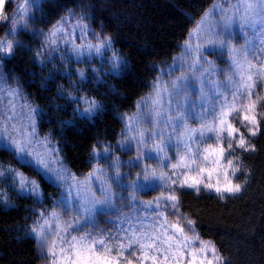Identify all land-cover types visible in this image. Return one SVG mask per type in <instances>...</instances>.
Listing matches in <instances>:
<instances>
[{"label": "snow or ice", "instance_id": "snow-or-ice-1", "mask_svg": "<svg viewBox=\"0 0 264 264\" xmlns=\"http://www.w3.org/2000/svg\"><path fill=\"white\" fill-rule=\"evenodd\" d=\"M10 2L0 0V21L12 25L8 35L13 37L0 38V59L11 57L16 48L25 47L15 39V35L17 31H28L26 23L18 27L17 20L7 15L5 4ZM20 8L27 14L23 5ZM236 12L240 14L230 13L218 5L206 12L185 41L183 56L189 59L176 58L172 66L174 71L187 64V71H182L175 80L168 82L157 79L153 92L138 101L137 112L120 117L125 122V130L122 145L118 142L117 147L123 146L130 151L135 141L137 155L128 161L127 166L140 171L134 178H130V173L121 174L122 162L117 157L109 165L115 170L112 176L100 182L99 197L90 185L93 178L99 179L98 173L103 175V170L94 169L84 180H78L69 173L59 157V150L50 146L49 138L37 135L36 116L41 114L39 110L25 103L17 112L15 99H10L7 108L0 110V152L11 153L22 167L33 168L57 186L68 184V195H62L58 206L64 209V214L75 209L83 218L81 226L80 219L62 220L61 213L57 211L39 213L40 219L34 223L30 235L37 239L41 249H46L45 258L51 257L52 264H168L173 259L179 264L185 256L190 257L187 264H229L211 241H200L197 250L188 251L193 242L188 233H195L196 221L180 211L178 193L185 188L199 193L203 187L213 190L219 199L224 200L241 193L244 188L243 184L234 182L238 179L236 174L243 170L237 151L242 155L256 150L251 138L261 131V121L264 120V113L258 111V107H264V95L256 92L257 86L264 83V0H245ZM69 15L76 16V13L70 12ZM211 16H219L220 19L215 27L205 30L204 24ZM86 19L90 17L86 13L81 14L75 25L80 29L81 37L89 30V25L83 22ZM67 23L64 18L49 31L45 39L48 47L57 45L58 39L68 35L64 27ZM216 27L219 31L215 30ZM235 28L240 29L241 34L252 29V35L255 37L260 33L261 38L251 41L245 38L244 46L237 48L228 42L231 30ZM91 35L95 43L88 41L77 45L74 39L64 40L65 44H71L68 55L72 57L74 54L77 62H91L93 58H99L108 65L106 75L116 78L125 75L129 62L114 50L113 38L104 33L92 32ZM193 37L197 38L195 44ZM205 44L213 46L211 51L227 49V72L217 69L213 62L204 58L201 49ZM52 50L57 51L58 45ZM109 52L111 55L106 56ZM35 55L40 57L42 53ZM38 62L44 63L43 59ZM103 67L102 63L99 69L91 71L95 74ZM75 74L81 82L86 79L84 71ZM218 74L224 79H213ZM97 81L100 82L99 77ZM197 81L201 85L198 105L195 101L189 102L187 95L188 89L194 87ZM4 82L5 77L0 72V92ZM7 91L13 98L20 95L18 89L9 88ZM111 91L116 93L117 89L112 88ZM60 95L67 93L61 91ZM70 99L81 101L84 107L75 108L71 119L60 122L62 126L74 127L77 118L91 121L103 111L102 105L94 98L70 96ZM189 121L197 122L198 126L192 127ZM237 121L239 127L236 126ZM145 124L148 127L142 126ZM242 128L244 131H241ZM209 140L214 143L207 144ZM174 149L179 154L176 162L172 163L173 157L168 153ZM111 152L112 145H100L99 148L94 145L92 148V156L97 160L110 161ZM145 160L155 161L156 167L150 164L141 166ZM205 174L209 181L215 174V183L207 182ZM69 177L71 184L68 183ZM0 178L10 180L21 193L40 195V186L35 180L12 167L5 170L3 163H0ZM112 183L129 193L127 198L133 203V214L120 220L115 235L111 232L105 234L106 230H101L98 235L85 232L84 227L95 226L97 214L111 215L116 212V193L111 190ZM73 188L77 189V196L70 199ZM81 189L86 193L83 197L80 196ZM157 189L161 190L160 194L152 200L141 201L136 195ZM2 195L0 193V197ZM137 204L140 208H136ZM140 211L148 214L141 217ZM169 217H175V220L170 221ZM144 221H148V225ZM53 225L55 238L49 239ZM73 231L83 234L72 235ZM195 240H200L198 235Z\"/></svg>", "mask_w": 264, "mask_h": 264}, {"label": "trees", "instance_id": "trees-1", "mask_svg": "<svg viewBox=\"0 0 264 264\" xmlns=\"http://www.w3.org/2000/svg\"><path fill=\"white\" fill-rule=\"evenodd\" d=\"M212 1L40 0L29 13L28 31L15 35L25 47L2 59L3 70L38 108V133L56 143L74 174L91 169L94 145L118 139L123 128L120 117L135 109L137 100L150 90L155 67L168 62L179 50L191 26ZM14 2L7 3V14ZM80 2L93 14V27L113 38L114 50L130 67L119 78L104 75L95 85L92 80L84 82L82 90L96 99L103 111L91 121L77 118L74 127H66L60 122L71 119L74 111L73 102L60 95L61 84L67 87L66 77L40 64L35 54L41 50L47 31ZM4 24L0 21V38L6 30ZM251 142L256 147L254 152L241 155L237 151L243 167L237 175V180H244L241 193L224 200L186 189L178 193L180 211L196 221L195 233L215 244L229 264H264V120ZM0 162L37 179L46 197L43 204L58 196L56 187L33 168L22 167L11 153L0 152ZM12 200L9 207L0 203V264H40L35 241L27 230L33 209L41 205L30 195L16 194Z\"/></svg>", "mask_w": 264, "mask_h": 264}, {"label": "rangeland", "instance_id": "rangeland-1", "mask_svg": "<svg viewBox=\"0 0 264 264\" xmlns=\"http://www.w3.org/2000/svg\"><path fill=\"white\" fill-rule=\"evenodd\" d=\"M40 2V0H15L14 5L11 7L10 11L8 12V16L12 19L17 20V26L19 27L20 25H23L27 22V17L29 16V13L37 6V4ZM245 2V0H213L211 2V4L207 7V9L204 11V13L201 15V17L199 19H197L194 24L191 26V28L189 29L188 35L185 38V40L183 42L180 43L179 45V50L171 57V59L164 63V64H160L157 65L155 67V74L154 77L151 81V87L150 90L143 95L142 97H147L149 96L152 92H153V84L157 81V79H160L164 82H168L170 79L175 80V77L180 76L182 71H187V64L184 65V68H179L177 67L174 71L172 70V66L174 64V61L176 58H182L183 60H188L189 57H185L183 56V52H184V45H185V41L189 39V33L195 28L196 24L199 23L201 21L202 16H204V14L206 12H208L210 9L213 8L214 5H218L220 7H224L226 9L229 10L230 13H235L236 15H239L240 13L236 12L237 7H242L243 3ZM7 3L5 4L6 7ZM23 5L24 8L27 9V14H25L20 6ZM76 13V16H70L69 13ZM7 13V12H6ZM87 14L88 17H90V19H86L85 21H83L84 23H87L89 25V30L87 35L81 37L80 35V29L76 28L75 25L77 23V20L79 19L81 14ZM66 18L68 20V23L65 24V30L68 33V35L62 36L60 39H58L57 45H58V50L57 51H53L52 48L57 47V45H54L52 47H48L45 44V39L46 36L48 35L49 31L53 28V26L47 31L45 37H44V42L43 45L41 47V50L39 51L40 53H42V56L37 57L38 60L43 59L44 63L42 65H46L48 67L49 70L55 71V72H59L62 75H64L66 77V88L64 87V84H61V91L67 93V95H62L64 97H66L69 101H72L74 104V109L79 107H84L83 103L81 101H73L72 99H70V96H75V97H89L92 98L88 95H86L84 93V91L82 90V85L84 82H87L88 80H92L93 84L95 85L97 81V77L100 78V80L102 79V77L104 75H106L107 71H108V65L106 63V61H101L99 58H93L91 60V62L85 60L84 62H77L76 59L74 58V54L72 57H70L68 55V53L71 51V44H65L64 40H75V44L80 45L83 43H86L88 41H91L93 43H95V41L93 40V37L91 35L92 32H96V33H101L100 31H98L97 29H95L93 27L94 25V19H93V14L89 11L88 7L86 5H84L82 2H80L74 9L70 10L62 19ZM62 19L60 21H62ZM220 19L219 16H211L208 18V20L205 22L204 24V28L205 30H207V28L209 27H215L217 20ZM58 21V22H60ZM5 22V33L2 35L1 38L4 39H12L13 37L11 35H8L9 29L12 27V25L7 22V21H3ZM58 22L55 24L57 25ZM242 22V20H241ZM217 31H219V28L216 27ZM232 35L230 37H228V42L231 45H234L237 48L243 47L245 44V38L249 41L256 39L259 40L261 38L260 33H257L256 36L254 37L252 35L253 30L252 29H248L246 32H244L243 34H241L240 29L235 28L232 29ZM223 38V37H221ZM16 39V36H15ZM193 44H195L197 42V38L193 37L192 38ZM213 46L211 45H206L201 49L204 58L207 61H211L213 62V64L215 65V67L217 69H223L225 72H227L228 68H229V57L227 55V49H219L216 48L215 51H211ZM111 52L107 53L106 56H110ZM63 57V59H62ZM104 64L103 70L99 71L97 73H93L91 71V69L95 68V69H99L101 67V64ZM41 64V63H40ZM207 65H205L206 67ZM79 71H84L85 72V77L86 79L81 82L80 81V77L75 74ZM0 72L3 73L4 77H5V82L3 84V91L0 92V110L6 109L9 103L10 99H15V103L17 106V112L20 111V105L27 103L28 105H30L32 108H35L38 110V108L30 102V100L25 96V94L23 93V91L21 90V88L18 86V84L11 82L8 77L7 74L5 73V71L3 70V66H2V59H0ZM213 79L216 80H222L224 79V77L222 75H217L216 77H214ZM12 88V89H18L20 95L13 98L11 96L8 95V89ZM200 88L201 85L200 83L197 81L195 86L192 88H189L187 91V95L189 97V102L191 101H195V103L198 105L200 103ZM207 91V89H205ZM256 92L259 93L260 95H264V83L259 84L256 88ZM210 95V93H209ZM141 97V98H142ZM139 98L135 104V109L128 113V114H135L137 112V103L138 101H140ZM181 99L183 100V97H181ZM264 103V102H262ZM197 110L198 109H194ZM258 111L261 113H264V107H258ZM125 115V114H124ZM240 118L238 117V120ZM123 122V128L121 130V133L118 137V139L114 142V143H101L99 144L97 147L99 148L100 145H112V152H111V157L112 159L110 161H105L103 159L97 160L94 159L92 156V160H91V169L84 173V174H74L66 165V163L64 162L60 150L58 149L56 143L50 139V137L48 135H40L38 133V127H37V123H38V115L36 116V131H37V135L40 138H43L45 136H47L49 138L50 141V146H54L56 149L59 150V157L61 158L62 162H63V166L68 170L69 173L73 174L78 180H84L87 176L88 173L92 172L94 169L96 168H100L103 170V175H99V173L97 174L99 176V179L97 180L96 178H93V181L91 182L90 188L93 192L96 193V196L99 197L100 196V187H101V181L105 180L106 178H110L113 174V172L115 171L114 169L110 168L109 165L111 163H114L116 161V158L119 157V160L122 162L121 167H120V172L121 174H129L130 173V178H134L136 172L140 171L139 168H131L129 166H127L128 161L133 160L136 155V144L135 141L132 142V148L131 150H125V148L123 146L121 147H117L118 142H121L122 145V141H123V133L125 130V122L122 120ZM190 125L192 127H197L198 124L195 121H189ZM143 127H148L147 124L142 125ZM236 126L239 127V123L237 121ZM241 131H244V129L242 128ZM129 135H131L129 133ZM207 144H212L214 143L213 140H209L206 142ZM206 146V145H205ZM178 151L177 150H172L169 151L168 155L170 157H173L172 159V163L176 162V158L178 157ZM2 163V162H0ZM5 166V170L7 169V167H12L11 165L5 164L3 163ZM143 164H150L152 167H156V162L155 161H149V160H145L141 166H143ZM209 167H211V165H208ZM14 168V167H12ZM16 169V168H14ZM19 170V169H17ZM165 171H168V169H164ZM20 171V170H19ZM239 174V172L236 174V176ZM25 176H27L29 179L35 180L38 184V180L30 177L26 174H24ZM42 176V175H41ZM43 177V176H42ZM46 181H48L49 183H51L54 187H56L59 190V194L57 197L55 198H51V200L49 201L48 204H43V201L45 200V194L43 189L41 188L40 184V195L39 197H37L35 194H32L30 196H32L34 199L37 200L38 204L41 206H38L36 208L33 209V217L32 220L28 226V233L30 235L31 229L34 225V223L40 219L39 213L43 212L45 214L51 213L52 211H57L58 213H61V219L65 220V221H71L73 220V218L76 219H80L81 220V226H83V218L77 214L75 212V209H73L70 212H67V214H64V209L62 207L58 206V202L61 200L62 195H68L69 192V188H68V184H61L60 186H57V184L52 183L51 181H49L47 178L43 177ZM205 180L207 182H212L215 183L216 180V176L215 174H213V176L211 177V180H208L207 174H205ZM234 182L236 183H241L244 185V180H237L234 179ZM69 184L72 183L71 177H69ZM186 190H191L194 191L193 189H187ZM112 192L116 193V198L114 200L115 206H116V212L114 214L111 215H105V214H97L95 217L96 223L95 226L92 225H88L86 227H84V231L85 232H92L94 235H98L99 232L101 230H106L105 234H107L108 232H111L113 235L116 234V230L120 227V220L125 216V215H131L133 214V203L132 201L128 200V195L129 193L125 190H123L122 188L118 187L115 183H112ZM160 189H157L155 191H147V192H140L137 193L136 195L138 196L139 200L141 201H148V200H152L154 197L158 196L160 194ZM195 192V191H194ZM200 192H205L207 194H213L215 196H217V194L213 191V190H209V189H205V188H201ZM199 192V193H200ZM0 193H2V197H0V203L4 206V207H9L13 205V200L12 197L13 195H29L26 192L25 193H21L19 190V187L16 186L14 187L11 183L10 180L7 179H3L0 178ZM51 192L48 191L47 194H50ZM86 193L83 191V189L80 190V196L83 197ZM238 195V194H236ZM77 196V189L73 188L71 189V197L70 199H74ZM136 208H140V205L137 204ZM148 213L144 212V211H140V216L143 217L145 215H147ZM152 215H155V213H152ZM145 225H148V221H144ZM186 230V228H185ZM52 235L50 236L49 239H54L55 238V225L52 226L51 229ZM72 235H82L83 232H75L73 231L71 233ZM188 235L190 237L193 238V242L192 244L189 246L188 251H193V250H197L200 244V241H208V240H203L200 237V240H195V236L197 235V233H188ZM31 236V235H30ZM32 237V236H31ZM33 238V237H32ZM34 239V238H33ZM35 244H36V250H37V255L38 257L41 259L40 264H52V259L51 257L45 258V254H46V249H41L37 239H34ZM173 255L175 256L176 253L174 251ZM209 258H211V254H209ZM190 259V257H183L180 259L179 264H187V260ZM150 264V262H149ZM168 264H177V261L175 259L170 260L168 262Z\"/></svg>", "mask_w": 264, "mask_h": 264}]
</instances>
